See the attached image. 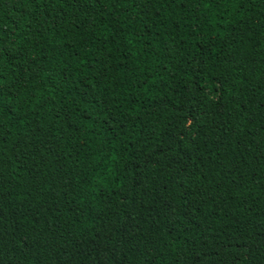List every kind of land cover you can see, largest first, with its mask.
I'll use <instances>...</instances> for the list:
<instances>
[{"label":"trees","instance_id":"trees-1","mask_svg":"<svg viewBox=\"0 0 264 264\" xmlns=\"http://www.w3.org/2000/svg\"><path fill=\"white\" fill-rule=\"evenodd\" d=\"M0 264H264V0H0Z\"/></svg>","mask_w":264,"mask_h":264}]
</instances>
